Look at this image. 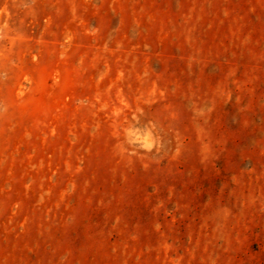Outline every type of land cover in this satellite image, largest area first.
Here are the masks:
<instances>
[{"label":"rangeland","instance_id":"rangeland-1","mask_svg":"<svg viewBox=\"0 0 264 264\" xmlns=\"http://www.w3.org/2000/svg\"><path fill=\"white\" fill-rule=\"evenodd\" d=\"M0 264H264V0H0Z\"/></svg>","mask_w":264,"mask_h":264}]
</instances>
